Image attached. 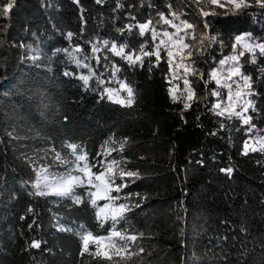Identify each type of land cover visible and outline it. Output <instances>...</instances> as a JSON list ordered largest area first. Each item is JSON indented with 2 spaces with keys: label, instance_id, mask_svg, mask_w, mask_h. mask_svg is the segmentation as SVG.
I'll use <instances>...</instances> for the list:
<instances>
[{
  "label": "trees",
  "instance_id": "1",
  "mask_svg": "<svg viewBox=\"0 0 264 264\" xmlns=\"http://www.w3.org/2000/svg\"><path fill=\"white\" fill-rule=\"evenodd\" d=\"M6 3L0 0V264H109L80 255L79 225L104 231L93 210L87 203L31 195L34 174L21 158L69 141L85 147L91 159L109 137L127 139L128 167L141 173L125 191L147 197L128 213L144 233L137 243L145 251L121 264H264V153L242 154L247 126L233 119L221 128V118L206 112L204 102L182 112L183 105L169 98L166 63L149 72L147 63L130 69L114 58L134 85L136 103L127 108L101 100L74 76L64 75L78 70L68 55L56 51L77 44L87 51L84 42L96 39L139 47L150 37H140L138 29L123 34L118 29L136 22L131 15L155 22L157 12L168 13V4L197 32L205 31L199 8L209 6L193 0H14L4 17ZM215 11L219 15L207 17V31L220 33L227 46L213 45L209 54L197 57L205 74L216 66L210 57L218 62L231 53L234 34L252 32L264 40V9L253 6L235 16ZM68 32L74 34L71 41ZM249 59L246 53L241 62L259 93L253 97L259 109L251 113L253 124L264 130V57L257 53L256 64L245 63ZM192 79L203 97L204 83ZM228 168L231 174L221 171ZM58 225L74 231H60ZM34 241L39 248L31 247Z\"/></svg>",
  "mask_w": 264,
  "mask_h": 264
},
{
  "label": "snow or ice",
  "instance_id": "2",
  "mask_svg": "<svg viewBox=\"0 0 264 264\" xmlns=\"http://www.w3.org/2000/svg\"><path fill=\"white\" fill-rule=\"evenodd\" d=\"M13 2L14 0H8L2 7L4 17L9 15ZM101 2L102 0H97V3ZM193 2L197 6L206 3L210 8H199L205 31L197 32L196 25L182 19L184 13L175 11L171 4L167 5V14L157 12L159 19L155 22L152 18L140 22L131 15L129 19L136 22L127 23L118 31L123 34L124 31L132 33L133 29H138L139 36L147 35L150 41L144 39L139 47H130L126 41L120 43L116 40L96 39L84 42L87 51L79 44L71 46V49H57V52L68 55L78 70L77 73L65 71L64 75L74 76L81 81L83 90L97 92L101 100L107 99L121 107L131 108L136 103L137 92L128 78L121 74L122 67L118 60H122L130 69L144 68L147 63L149 72L166 63L168 70L164 78L169 85V98L173 103L183 105L182 112L190 110L197 102H204L206 112L221 118V128L225 127L224 120L233 119L239 120L241 127L247 126L243 155H248L249 152L264 153V130L253 124L254 116L251 114L259 112L253 99L259 93L255 89L253 77L242 71L244 64L241 62L246 53L250 59L245 63L256 64L257 53L264 57V40L254 36L252 32L234 34L231 53L222 56L218 62L215 57H210L216 66L209 68L207 74L198 67L197 60V57L203 58L209 54L213 45H218L220 49L227 46L220 33L210 35L207 31L211 27L207 17L219 15L215 8L223 9L224 16H235L253 6L264 9V0H254V3L253 0ZM120 7L122 5L118 3L117 8ZM73 35L68 32L66 38L71 41ZM260 72L264 75V67ZM192 78L204 83L206 93L203 97L197 95ZM93 80L96 82L95 88L90 86V81ZM211 83L215 84V88H208ZM209 96L213 97L212 101H208ZM181 119L184 117L181 116ZM197 119L199 120V116ZM127 144V139L109 137L90 159V152L85 147L76 142L65 141L59 149L46 148L42 150V155L25 154L21 157L34 174L30 181L33 188L31 195L56 197L57 202L71 200L75 206L87 203L93 210L99 229L104 231L94 233L81 223L79 229L75 230L81 240L80 255L87 254L94 259L108 261L109 264H121L145 251L137 243L144 233L137 231L128 216L147 197L138 192L125 191L141 178L138 170L128 167L130 161L124 155ZM221 171L231 174L232 169ZM78 189H83V192H78ZM105 225H109L107 229ZM58 228L60 231H74L64 225H58ZM31 247L39 248L40 242L34 241Z\"/></svg>",
  "mask_w": 264,
  "mask_h": 264
},
{
  "label": "rangeland",
  "instance_id": "3",
  "mask_svg": "<svg viewBox=\"0 0 264 264\" xmlns=\"http://www.w3.org/2000/svg\"><path fill=\"white\" fill-rule=\"evenodd\" d=\"M203 4L207 5L206 3H203ZM262 134H264V133H262Z\"/></svg>",
  "mask_w": 264,
  "mask_h": 264
}]
</instances>
